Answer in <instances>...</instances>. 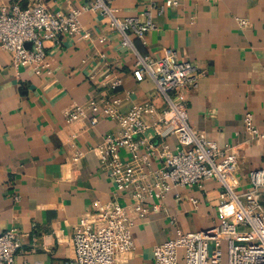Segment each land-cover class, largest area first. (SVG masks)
I'll return each mask as SVG.
<instances>
[{
    "label": "crops",
    "instance_id": "1",
    "mask_svg": "<svg viewBox=\"0 0 264 264\" xmlns=\"http://www.w3.org/2000/svg\"><path fill=\"white\" fill-rule=\"evenodd\" d=\"M90 1L0 0V7L26 8L41 2L52 12L67 13ZM163 1L109 4L118 10L119 19L144 21L147 7ZM241 19L248 20V26L241 27ZM80 21V35L46 43L41 75L29 68L15 69L11 55L0 47V235L12 228L24 235L15 264H66L74 254L71 238L82 215L114 201L133 203L116 192L98 153L90 151L105 135L119 133L120 126L109 119L95 127L71 122L68 113L92 102L100 110L112 106L121 114L136 104L149 103L157 112L166 108L154 81L135 80L136 57L122 46V36L109 19L87 11ZM154 21L156 29L145 39L130 35L136 51L159 59L164 48H173L180 59L196 66L201 75L198 87L182 95L189 124L237 158L228 184L236 195H243L251 188L249 173L264 169V140H251L243 129L247 112L256 125L264 122V0H180L178 7ZM106 73L122 85L112 88L104 80ZM160 142L156 138L158 151ZM167 144L170 151L176 150L174 138ZM82 151L84 157L73 163ZM120 159L129 160V153L122 151ZM159 166L156 157L151 168ZM227 200V189L216 180L206 181L202 188L172 189L159 211L143 219L133 217L135 250L119 256L116 264H155L157 245L179 233L218 226L227 215L221 208ZM223 250L226 253L225 244Z\"/></svg>",
    "mask_w": 264,
    "mask_h": 264
},
{
    "label": "built area",
    "instance_id": "2",
    "mask_svg": "<svg viewBox=\"0 0 264 264\" xmlns=\"http://www.w3.org/2000/svg\"><path fill=\"white\" fill-rule=\"evenodd\" d=\"M109 3L110 0H91L86 7H72L67 13L52 12L41 2L26 8L18 4L0 7V47L11 55L15 69L29 68L41 75L47 59L46 43L80 35L81 16L87 11L100 12L120 32L122 46L133 51L135 80L143 82L148 77L154 81L166 103L161 112L144 103L121 114L112 106L100 110L92 102L88 106H75L68 113L71 122L86 121L95 127L101 119H109L120 126L119 133L105 135L102 143L90 151L98 153L100 166L106 170L116 192L127 195L133 203L121 205L114 201L82 215L71 238L74 254L66 264H116L119 256L135 250L132 234L135 217L143 219L159 211L160 203L172 189L202 188L208 180H216L227 189L228 200L221 203L227 215L216 227L179 233L157 245L154 263L264 264V169L251 171V188L236 195L228 179L237 169V158L189 124L182 95L198 87L201 75L196 66L180 59L173 48H164L159 59L142 57L130 38L134 35L139 40L145 39L156 29L154 18L178 7L180 0H164L160 6L151 3L143 13L144 21L138 17L119 19L118 10ZM239 24L246 27L249 23L241 19ZM104 80L112 88L122 85L120 79L112 80L110 73H106ZM243 124L251 140H264V122L256 125L253 114L247 112ZM156 138L161 141V151ZM170 138L177 142L173 152L167 144ZM124 150L130 155L125 162L120 159ZM85 154V151L77 153L72 162H80ZM156 157L160 166L153 170L152 161ZM23 237L16 228L0 235V264H15Z\"/></svg>",
    "mask_w": 264,
    "mask_h": 264
}]
</instances>
